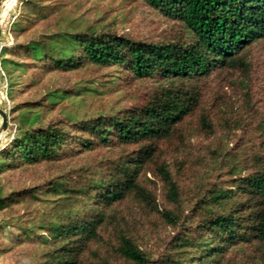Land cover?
Wrapping results in <instances>:
<instances>
[{
    "label": "trees",
    "instance_id": "1",
    "mask_svg": "<svg viewBox=\"0 0 264 264\" xmlns=\"http://www.w3.org/2000/svg\"><path fill=\"white\" fill-rule=\"evenodd\" d=\"M6 5L0 264H264V0Z\"/></svg>",
    "mask_w": 264,
    "mask_h": 264
},
{
    "label": "rangeland",
    "instance_id": "2",
    "mask_svg": "<svg viewBox=\"0 0 264 264\" xmlns=\"http://www.w3.org/2000/svg\"><path fill=\"white\" fill-rule=\"evenodd\" d=\"M7 4H8V9L14 7L13 2L10 3V2L7 1ZM20 11H21V7H18L17 12L15 13V15L17 16V14H19ZM9 37H12V39H14V34L9 29H8V34H7L6 26H5V23L3 22V24H2V34H1V37H0V42H5V39L7 40V38H9ZM252 53H253V56H254V57H252L253 60L254 59H258L259 56H264V51H259L257 48H253L252 49ZM255 69H256V71H258V66L257 65H256ZM256 74H260V73H256ZM226 75H228V74H227V71L225 70L221 74V76H218V74H214L212 77L209 78L208 85H209L210 89H212V90H210L211 92L215 91V90L216 91L217 90L221 91L219 88H221L226 83L225 81L221 80V78H222V76L224 78ZM226 88H227V86L225 87V89ZM253 89H256V92H258L257 95H256L257 97H259V96H263L264 97V75L263 74H261L260 76L256 75ZM6 92H7L6 91V84H5V82H3V77L1 76V73H0V103L3 101L4 97H6L5 96ZM212 99H213V94H211L210 97H207V101L209 100V104L212 101ZM67 102H69V103H71L72 105L75 106V102H72V100H67ZM7 104H8V102H7ZM207 104H208V102H207ZM68 110H71L73 112V109H66V111H68ZM2 120L3 119H2V117L0 115V130L2 128V125H1ZM9 124H10V122H9ZM16 128H17V124L14 123L13 127L11 128V130L9 132V136H8L9 139L11 138L10 136L12 135V132H14L16 130ZM7 129H8V126H7ZM6 130H5V132H6Z\"/></svg>",
    "mask_w": 264,
    "mask_h": 264
},
{
    "label": "built area",
    "instance_id": "3",
    "mask_svg": "<svg viewBox=\"0 0 264 264\" xmlns=\"http://www.w3.org/2000/svg\"><path fill=\"white\" fill-rule=\"evenodd\" d=\"M7 1L9 2L10 0H7ZM12 9L13 8H9L8 9V4H7L5 10L3 11V15L4 16H7ZM14 16L16 17V15H14ZM14 16H13V19L15 18ZM13 41L14 40L12 39V37H9V38H7V40L5 42H0V51H1L2 47H4L5 45H11V44H13ZM7 102H9V100H7ZM10 137H11V139L14 138V132H12V135Z\"/></svg>",
    "mask_w": 264,
    "mask_h": 264
},
{
    "label": "water",
    "instance_id": "4",
    "mask_svg": "<svg viewBox=\"0 0 264 264\" xmlns=\"http://www.w3.org/2000/svg\"><path fill=\"white\" fill-rule=\"evenodd\" d=\"M0 3H1V0H0ZM0 34H1V29H0ZM0 115L1 117L3 118V123H2V128L0 130V135L2 132H5V130L7 129V126H8V117H7V114L4 110H2L0 108Z\"/></svg>",
    "mask_w": 264,
    "mask_h": 264
},
{
    "label": "clouds",
    "instance_id": "5",
    "mask_svg": "<svg viewBox=\"0 0 264 264\" xmlns=\"http://www.w3.org/2000/svg\"><path fill=\"white\" fill-rule=\"evenodd\" d=\"M13 2H15V0H13ZM3 145H0V147H2Z\"/></svg>",
    "mask_w": 264,
    "mask_h": 264
}]
</instances>
